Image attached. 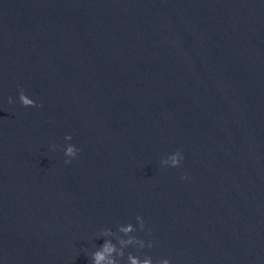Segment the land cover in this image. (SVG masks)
<instances>
[{
    "label": "water",
    "instance_id": "1",
    "mask_svg": "<svg viewBox=\"0 0 264 264\" xmlns=\"http://www.w3.org/2000/svg\"><path fill=\"white\" fill-rule=\"evenodd\" d=\"M0 171L177 264H264V0H0Z\"/></svg>",
    "mask_w": 264,
    "mask_h": 264
},
{
    "label": "clouds",
    "instance_id": "2",
    "mask_svg": "<svg viewBox=\"0 0 264 264\" xmlns=\"http://www.w3.org/2000/svg\"><path fill=\"white\" fill-rule=\"evenodd\" d=\"M19 100L22 106L25 108H35L40 107L41 105H37L36 102L29 98L23 89L20 90ZM8 103H13V100L9 98ZM65 139L67 141H71V136H66ZM55 150V149H54ZM79 153V149H77L71 143L67 144L64 148V154L68 158L65 160L66 164H70L72 160L76 159ZM184 157L181 152L177 151L167 158L162 160V166L178 168L181 165ZM182 179L187 180L188 177L184 176ZM136 221L139 225V231L151 233L150 229H146L145 221L143 217L137 216ZM118 233L113 232L110 229H104L100 232V236L104 238V244L98 248L91 255L92 264H122L125 261L126 264H154L152 257L144 256L143 258L138 255H133L132 253H127L126 249L129 247H136L138 249L152 248L154 247L153 242H148L145 244V241L137 238V236L133 235L137 228L134 227L131 223L127 225H121L118 228ZM113 239L116 243H113ZM159 264H171V261L168 259H164L159 262Z\"/></svg>",
    "mask_w": 264,
    "mask_h": 264
}]
</instances>
